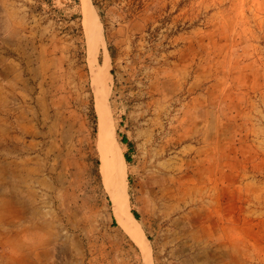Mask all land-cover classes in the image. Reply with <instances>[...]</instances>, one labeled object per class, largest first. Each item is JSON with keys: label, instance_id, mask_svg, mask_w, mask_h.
Here are the masks:
<instances>
[{"label": "rangeland", "instance_id": "1", "mask_svg": "<svg viewBox=\"0 0 264 264\" xmlns=\"http://www.w3.org/2000/svg\"><path fill=\"white\" fill-rule=\"evenodd\" d=\"M86 2L93 63L81 0H0V264H146L104 183L101 100L148 263L264 264V0Z\"/></svg>", "mask_w": 264, "mask_h": 264}, {"label": "bare ground", "instance_id": "2", "mask_svg": "<svg viewBox=\"0 0 264 264\" xmlns=\"http://www.w3.org/2000/svg\"><path fill=\"white\" fill-rule=\"evenodd\" d=\"M81 5H82V11L84 13V20H82L83 21L82 23L84 25L85 35L87 39V47L89 54L88 58L91 61V63H93V61H95L96 55L100 50V45L102 44L101 27L99 21L95 19L96 16L92 12V10L88 7L86 0H81ZM106 57L108 56L106 55L105 58ZM93 76H94V83L96 82L98 85L102 83V87H105L107 81V60L104 61L102 68L100 66L99 68L95 69ZM104 106L105 105L102 100L100 102L97 101V111L99 114V124H100V137L102 140L101 149L102 150L104 149V151L108 149L107 152L110 155L109 158L103 162V166H102V172L104 174V183L106 185L107 193L109 194L112 200L111 202H113L114 214L118 221L119 226L131 237L136 239V242H138V245L141 248L144 258L146 259V264H149L147 261V256L149 255L148 242L147 240L141 241L137 221L134 219V217H132V215L126 209L127 207L125 201L126 200L125 197L126 164L124 157L118 150V147H116V145H114V143L112 142L111 130H110L111 127H109L107 112L105 111ZM105 140L107 142L111 141L113 149L105 147L104 145Z\"/></svg>", "mask_w": 264, "mask_h": 264}, {"label": "crops", "instance_id": "3", "mask_svg": "<svg viewBox=\"0 0 264 264\" xmlns=\"http://www.w3.org/2000/svg\"><path fill=\"white\" fill-rule=\"evenodd\" d=\"M9 63H7L5 65V69H10L11 68V65L8 66ZM13 74L14 72H10V75H8L9 77V80L10 81H13ZM2 95V97H0V103L2 101H4L3 99L5 98L4 94L1 92L0 90V96ZM2 99V100H1ZM9 104V102H8ZM10 105H8L9 107ZM0 107H1V104H0ZM46 143V141H45ZM39 145H42V143H39ZM45 150L48 151V144H45ZM40 161H41V164L44 162L42 156H38ZM37 161V159H36ZM26 173H29L30 174H33L32 176H27L26 179H28V181L30 180H35V181H40V182H45L47 183V181L49 180V177L47 176V174L45 173V171L40 167V165H37V162L36 164H28L26 166ZM35 173V175H34Z\"/></svg>", "mask_w": 264, "mask_h": 264}, {"label": "trees", "instance_id": "4", "mask_svg": "<svg viewBox=\"0 0 264 264\" xmlns=\"http://www.w3.org/2000/svg\"><path fill=\"white\" fill-rule=\"evenodd\" d=\"M122 143L127 144L125 138L122 139ZM124 159L126 160L127 163H129V161H130V157L128 156V153H127V152L124 154ZM134 217H135V216H134ZM135 218H136V217H135ZM136 219H137V218H136Z\"/></svg>", "mask_w": 264, "mask_h": 264}]
</instances>
